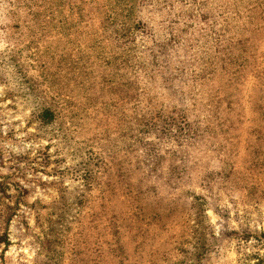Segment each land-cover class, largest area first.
Masks as SVG:
<instances>
[{"label":"rangeland","instance_id":"rangeland-1","mask_svg":"<svg viewBox=\"0 0 264 264\" xmlns=\"http://www.w3.org/2000/svg\"><path fill=\"white\" fill-rule=\"evenodd\" d=\"M0 264H264V0H0Z\"/></svg>","mask_w":264,"mask_h":264},{"label":"trees","instance_id":"trees-1","mask_svg":"<svg viewBox=\"0 0 264 264\" xmlns=\"http://www.w3.org/2000/svg\"><path fill=\"white\" fill-rule=\"evenodd\" d=\"M43 113H47V114H50L49 110L46 108V109H43L42 110Z\"/></svg>","mask_w":264,"mask_h":264}]
</instances>
